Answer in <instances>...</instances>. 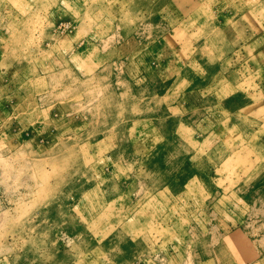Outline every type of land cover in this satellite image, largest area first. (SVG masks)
I'll list each match as a JSON object with an SVG mask.
<instances>
[{
	"label": "rangeland",
	"instance_id": "rangeland-1",
	"mask_svg": "<svg viewBox=\"0 0 264 264\" xmlns=\"http://www.w3.org/2000/svg\"><path fill=\"white\" fill-rule=\"evenodd\" d=\"M263 84L264 0H0V264H264Z\"/></svg>",
	"mask_w": 264,
	"mask_h": 264
},
{
	"label": "crops",
	"instance_id": "crops-1",
	"mask_svg": "<svg viewBox=\"0 0 264 264\" xmlns=\"http://www.w3.org/2000/svg\"><path fill=\"white\" fill-rule=\"evenodd\" d=\"M221 80H222V78L220 77V81ZM242 95H244V96L241 98L242 100L240 101L239 104L244 102V104H247L244 107V111H251V108L248 107L249 104H250V101H251V99H249V97H248L250 95L247 94V93L246 94H242ZM236 123H238V122H236ZM249 141L252 142V146H253V148L251 149V151H252L251 153L255 152V153L258 154V156L259 155H264V143L257 135L252 136L251 139H249Z\"/></svg>",
	"mask_w": 264,
	"mask_h": 264
}]
</instances>
